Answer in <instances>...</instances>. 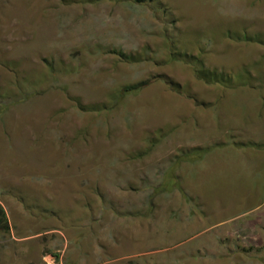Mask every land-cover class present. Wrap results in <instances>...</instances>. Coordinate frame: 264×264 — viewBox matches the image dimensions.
<instances>
[{"label": "rangeland", "instance_id": "374dc122", "mask_svg": "<svg viewBox=\"0 0 264 264\" xmlns=\"http://www.w3.org/2000/svg\"><path fill=\"white\" fill-rule=\"evenodd\" d=\"M0 206V264H264V0H0Z\"/></svg>", "mask_w": 264, "mask_h": 264}, {"label": "trees", "instance_id": "16d2710c", "mask_svg": "<svg viewBox=\"0 0 264 264\" xmlns=\"http://www.w3.org/2000/svg\"><path fill=\"white\" fill-rule=\"evenodd\" d=\"M133 2L136 3H143V0H132ZM200 67H203L200 65ZM195 75L198 79L204 81L207 84H219V85H224L227 86L226 84L230 81H227L226 78H224L225 75H222V73L217 72V71H210V70H203L199 69L195 71ZM141 89V84L136 85L134 87L126 88L124 93H129V92H134V91H139ZM2 229H7V222H6V217L5 213L2 210L0 206V230Z\"/></svg>", "mask_w": 264, "mask_h": 264}, {"label": "crops", "instance_id": "0c3cea01", "mask_svg": "<svg viewBox=\"0 0 264 264\" xmlns=\"http://www.w3.org/2000/svg\"><path fill=\"white\" fill-rule=\"evenodd\" d=\"M241 146H242V145H241ZM211 154H212V153L208 154L207 156H209V155H211ZM187 165H188V162H187V163H182V164H181L182 167H183V166L185 167L184 170L186 169ZM176 173H177V172H176ZM181 188H182V190H183L187 195L190 194V191H189L188 187H186V186H185V187H182V186H181Z\"/></svg>", "mask_w": 264, "mask_h": 264}]
</instances>
